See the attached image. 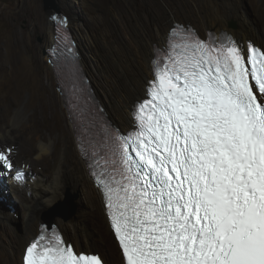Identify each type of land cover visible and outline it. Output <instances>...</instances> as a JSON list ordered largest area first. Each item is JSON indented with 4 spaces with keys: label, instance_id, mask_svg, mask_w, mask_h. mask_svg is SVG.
Returning <instances> with one entry per match:
<instances>
[{
    "label": "snow or ice",
    "instance_id": "1",
    "mask_svg": "<svg viewBox=\"0 0 264 264\" xmlns=\"http://www.w3.org/2000/svg\"><path fill=\"white\" fill-rule=\"evenodd\" d=\"M152 68L133 131L74 119L126 264H264V50L176 25ZM23 264L105 262L54 232Z\"/></svg>",
    "mask_w": 264,
    "mask_h": 264
},
{
    "label": "rangeland",
    "instance_id": "2",
    "mask_svg": "<svg viewBox=\"0 0 264 264\" xmlns=\"http://www.w3.org/2000/svg\"><path fill=\"white\" fill-rule=\"evenodd\" d=\"M57 1L60 3L59 0ZM217 1L224 3L229 8L233 6L239 8V16L243 17L242 19L251 22V24L253 23L254 26L264 28V0ZM75 2L77 3L76 7H74ZM159 2L162 7H160ZM68 3L76 11V14L72 15L71 28L79 41L80 51H82L83 57L85 56V59H83L87 62L84 63L85 69L90 74L93 86L107 106L110 115L113 116L114 120L124 122L117 111L115 102L118 99L119 88L126 81L125 74L128 72V66L130 65V58L126 49L131 42L127 35H132L138 28H142V25L147 21L159 22L161 10L163 9L165 13L167 12L166 14H171L176 9H198L196 1L69 0ZM62 7L64 10L66 9L65 4H62ZM50 13L43 6V0H0V120L2 124L4 121L10 126L18 113L21 121H16L14 124L16 126L14 131L16 137L23 134V128H27V124L30 125L29 129L36 131L41 129V132L45 134L54 128L57 135L62 132V140L69 137L68 121L64 114L65 107L61 104L58 95V93H61L59 88L57 89L52 83L45 60L46 36L43 26L49 22ZM176 19L184 21H190L186 19H191L194 22L191 17L178 16ZM232 23L231 21L228 22L227 28ZM247 28L234 30L241 31L244 34L250 32L253 34L250 28H248L249 30ZM251 37L252 40L257 42H254L255 44L264 47L258 39ZM128 76L130 75L128 74ZM105 91L110 98L107 97ZM19 95L21 102L17 105L12 104V100ZM108 99H112V102L109 103ZM3 134L6 135V132H3ZM24 135L28 144L36 146L31 131H27ZM50 143L52 142L50 141ZM71 150L74 154L76 147L72 145ZM15 152L14 155L9 153L13 157L15 156L16 162L21 161L25 164L29 161L25 152L19 150H15ZM37 161H41V159ZM52 161L53 159L48 158L49 166ZM24 164L20 167H24ZM48 174H52L49 169ZM74 175L78 177L80 172L76 171ZM86 193L89 197H86ZM5 200H0L1 203H5L4 212L11 214L14 228L18 232L23 231L26 221L25 205L21 202L17 203L16 199H13L8 192ZM92 201L93 194L87 187L68 188L62 199L51 205L47 210L42 211L41 218L43 220L45 213L63 207L68 202V206L72 209L71 217L64 219L58 215L57 223L69 230L66 222L78 220L84 214L86 220L91 219V225L93 224V228L98 231L96 237L104 242L109 251V258L97 247H89L86 244L78 246L72 235L71 239L76 249L98 252L108 264H113L110 262L113 259L117 260L118 264H124L121 252L105 217L97 207L92 206ZM9 207L16 208V210L12 211ZM81 228L83 232L84 229L82 226Z\"/></svg>",
    "mask_w": 264,
    "mask_h": 264
},
{
    "label": "bare ground",
    "instance_id": "3",
    "mask_svg": "<svg viewBox=\"0 0 264 264\" xmlns=\"http://www.w3.org/2000/svg\"><path fill=\"white\" fill-rule=\"evenodd\" d=\"M195 1L198 9H176L173 10L171 14H166L167 12L165 13L163 9L161 10L159 22L153 23L147 21V23L145 22L142 25V28H138L132 35H127L131 42V44H129L126 49L130 58V65L128 66V72L125 74L126 81H124V84H122L119 88L118 99H116L115 102L117 111L124 121L122 124L127 130L131 129L133 124L132 107L136 101H139L145 96L148 79L153 77L152 61L153 57L155 56V50L157 49V46L162 47L163 45L167 44L169 30L176 21H184L177 20L176 18H178V16L193 18L194 22L191 19L186 20H190L188 22L194 24L195 27H200L202 30L199 28L198 30L204 34H206L207 30L219 32L221 29H227V23L231 21L233 22L231 25L236 27L235 30H241L248 27L253 33L251 34L249 31L250 33L244 34L241 31H235L234 29L232 30L237 37L242 49H247V42L252 40L251 36L258 39L264 45V28L257 25L254 26L253 23L251 24V22L242 19L243 17L241 18L239 16V8L235 6L229 8L225 6L224 3L222 4L217 0ZM160 7H162V5H160ZM65 11L67 10L65 9ZM68 11L72 15L75 13L71 5H68ZM51 15L52 13L49 14V16ZM43 30L46 36L45 46L46 49H48L53 45L56 39L55 25L49 20V22L43 26ZM83 59H85V56L83 57V54L81 53L82 67L85 72H87L85 69V64L87 62L86 60L83 61ZM45 60L47 63L48 72L52 79V83L58 89L59 84L55 70L49 61V55L47 53H45ZM128 74L130 76H128ZM105 94L108 98H110L106 91ZM58 95L62 102L61 104L63 107H65L64 114L66 115L68 121L67 127L69 137L63 138V140L65 139L64 143L62 142V132L57 135L55 133L56 129L52 128L54 131L51 130L48 131L49 133L45 134L44 132H41V129L37 131L29 129L28 127L30 125L28 124L27 128H23V134L16 137V135H14L16 126H14V124L16 121L20 120L18 113L16 117L14 116L15 118L12 121L13 127L12 125L9 126L4 121L2 124L0 120V151L7 149L12 155H14L15 150L25 152L28 155L29 161L25 164L19 161L16 162V164L19 166L24 164V167H26L30 172L33 171L34 173L29 177L25 186L16 185L10 182L9 189L2 190L0 192V200L7 199L8 192L13 199H16L17 203H23L26 209L24 230L18 232L14 228L15 226L12 225L13 220L11 219V214L9 215L4 212L5 203L0 202V264H23L26 247L32 243L33 239H35V237L41 231V225L43 223L41 218L42 211L47 210L51 205L62 199L68 188L77 189L82 186L87 187L93 194V201L91 203L92 206L94 208L97 207V209L102 212L107 224L109 225L110 231L113 233L110 227V219L107 215L106 203L103 199L100 189L94 184L89 174L87 163L83 159L79 148V139L77 138L73 127L74 119L81 125L88 122V120L92 117L91 108H86L82 111L83 118L81 116L82 112L78 114L75 108H70L73 118L72 123L69 119V111L65 106L64 97L62 94L58 93ZM136 96H138V99L134 98ZM108 101L111 103L112 99H108ZM20 102V95L16 97V99L12 100V104L14 105H17ZM98 114L102 115L101 110H98ZM52 117H54V115H52ZM27 131L32 132V139H35L33 142H36V146H32L26 142L24 134ZM3 132H6V135L3 134ZM91 133L92 134L89 135L88 132H84L83 137L87 138V141H94L95 139L99 138V135H102V133L99 132L98 127L91 129ZM50 141L52 143H50ZM72 145L76 147L74 154L71 150ZM34 155L36 156L35 158ZM48 158L53 159L50 166L47 162ZM38 159H41V161H37ZM68 159L69 165L67 166ZM47 168L51 170V175L48 174ZM76 171L80 172L78 177L74 175L76 174ZM2 196L4 197L2 198ZM86 197H89L87 193ZM52 212L53 211L49 213L47 212V214ZM47 214L45 213L43 217H45ZM83 215H80L81 217L78 220L66 222L69 226V230L68 228L66 229L60 225V228L63 230L62 232H64L66 238H68L72 243L73 241L71 236L73 235V238L75 239L78 246L86 244L89 247L94 246L100 250L103 249L105 256L109 258V251L104 242L101 239L99 240V237H96L98 231L93 228V224L91 225V219L86 220L85 216ZM81 226L84 229L83 232ZM114 240L117 243L123 257L118 241L116 238ZM116 261L117 260L113 259L110 262L113 264H118Z\"/></svg>",
    "mask_w": 264,
    "mask_h": 264
},
{
    "label": "clouds",
    "instance_id": "4",
    "mask_svg": "<svg viewBox=\"0 0 264 264\" xmlns=\"http://www.w3.org/2000/svg\"><path fill=\"white\" fill-rule=\"evenodd\" d=\"M59 1L60 3L56 0V3L58 4L62 13L59 14L54 9H50L49 11L47 10L48 12L52 13V15L49 18H50V21H52V23L55 25L56 39L53 45L50 48L46 49V53L49 55V61L51 62V65L55 70V74H56L58 84H59L58 88L64 97L65 106L67 107L69 111V119L72 122L73 118L70 112V108H75L78 114H80L86 108H91L92 117L88 120V122L81 125L82 128L88 126L91 120H96L100 122V118H102L101 123H107L112 128L119 130L121 134L126 135L127 133H129V131L134 127L136 123L135 118L133 117V112H135V106L139 102L147 98L148 84L146 86L145 96L142 97L139 101H136L132 107L133 108L132 110L133 124H132L131 129L127 130L123 126L122 122H119L116 119L114 120L113 116L110 115V113L108 112L107 106L101 100L100 96L98 95L96 91V88L93 86L92 78L90 74L85 72V70L83 69L82 63H81L82 51H80L79 41L71 28L72 14H70L68 11V5H69L68 1L69 0H59ZM62 4L66 5V9L68 12L64 10V8L62 7ZM76 4L77 3L75 2L74 7H76ZM43 6H45L44 0H43ZM74 12L75 13L73 15L76 14L75 10ZM53 17H56V19L54 20ZM61 21H66V23H61ZM176 25L190 27L194 32L198 33L199 36L201 38H204L205 40L215 39L217 42H219V40L223 37L231 38L234 42H236L241 47L237 37L232 31L233 29H236V27L232 25H229L227 29H221L219 32L214 31V30H207L206 34L201 33L198 30V28L194 26V24L188 21H183V22L176 21L172 27ZM172 27L169 30V34L171 32ZM66 42L70 44L72 48V52H69L65 48ZM254 42L256 41L249 40L247 42V45L251 44L254 47L264 50V47L262 45L255 44ZM166 46L167 44L163 45L162 47L157 46V48L164 49ZM154 58L155 56L153 57V60ZM152 73H153V68H152ZM152 79L153 77L148 79V82ZM98 110H101L102 115L98 114ZM73 127L76 132V125L73 124ZM76 135H77V132H76ZM82 138L85 141H87V138H84V137ZM78 139H79V148L82 154L81 139L80 138ZM2 151L8 152L7 150H2ZM8 154L10 155L13 168L9 169L6 166H3L2 162H0V192L2 190L9 189L10 182L16 185L25 186L29 177L34 174L33 171L30 172L26 167H20L19 165H17L14 159L15 156L13 157L9 152ZM82 157L87 163L89 174L94 184L100 189L103 199L105 201L103 192L101 188L98 186V182L92 174L93 171H98V170L94 169L93 167L90 168L89 167L90 161L87 160L83 155ZM15 210L16 208L12 209V211H15ZM52 231H57V233H59L60 236H62L65 241L70 242L68 238H66L64 232H62L63 230L60 228V225L57 222L51 228H49L44 222V220L41 225V231L35 237V239H37L42 233H46L49 235ZM35 239H33V241ZM70 243L75 247L74 243L72 242Z\"/></svg>",
    "mask_w": 264,
    "mask_h": 264
},
{
    "label": "water",
    "instance_id": "5",
    "mask_svg": "<svg viewBox=\"0 0 264 264\" xmlns=\"http://www.w3.org/2000/svg\"><path fill=\"white\" fill-rule=\"evenodd\" d=\"M44 4L46 10L49 11L50 9H54L59 14L62 13L61 9L56 3V0H44ZM68 202L63 207H58L52 213L47 214L45 215V217H43L44 222L49 228H51L57 222L56 218L58 217V215L64 217L65 219H68L71 216L72 209L68 206Z\"/></svg>",
    "mask_w": 264,
    "mask_h": 264
},
{
    "label": "trees",
    "instance_id": "6",
    "mask_svg": "<svg viewBox=\"0 0 264 264\" xmlns=\"http://www.w3.org/2000/svg\"><path fill=\"white\" fill-rule=\"evenodd\" d=\"M102 251H103V249H102ZM103 253H104V251H103Z\"/></svg>",
    "mask_w": 264,
    "mask_h": 264
}]
</instances>
